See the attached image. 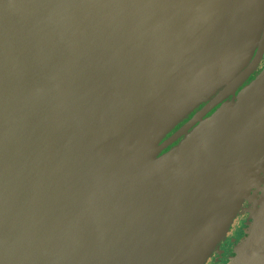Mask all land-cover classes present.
Returning a JSON list of instances; mask_svg holds the SVG:
<instances>
[{"label":"water","instance_id":"water-1","mask_svg":"<svg viewBox=\"0 0 264 264\" xmlns=\"http://www.w3.org/2000/svg\"><path fill=\"white\" fill-rule=\"evenodd\" d=\"M264 0H0V264H264Z\"/></svg>","mask_w":264,"mask_h":264},{"label":"flooded vegetation","instance_id":"flooded-vegetation-1","mask_svg":"<svg viewBox=\"0 0 264 264\" xmlns=\"http://www.w3.org/2000/svg\"><path fill=\"white\" fill-rule=\"evenodd\" d=\"M264 65V60L261 67ZM243 210L232 224L226 239L221 246L213 253L206 264H230L232 259L236 256L238 246L247 237L251 220V214L247 212L250 206L246 202L243 205Z\"/></svg>","mask_w":264,"mask_h":264},{"label":"rangeland","instance_id":"rangeland-1","mask_svg":"<svg viewBox=\"0 0 264 264\" xmlns=\"http://www.w3.org/2000/svg\"><path fill=\"white\" fill-rule=\"evenodd\" d=\"M208 262V261H207Z\"/></svg>","mask_w":264,"mask_h":264}]
</instances>
